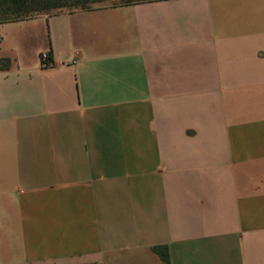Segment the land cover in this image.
Returning <instances> with one entry per match:
<instances>
[{
  "label": "crops",
  "instance_id": "obj_1",
  "mask_svg": "<svg viewBox=\"0 0 264 264\" xmlns=\"http://www.w3.org/2000/svg\"><path fill=\"white\" fill-rule=\"evenodd\" d=\"M124 1L0 22V264H264V0Z\"/></svg>",
  "mask_w": 264,
  "mask_h": 264
},
{
  "label": "trees",
  "instance_id": "obj_2",
  "mask_svg": "<svg viewBox=\"0 0 264 264\" xmlns=\"http://www.w3.org/2000/svg\"><path fill=\"white\" fill-rule=\"evenodd\" d=\"M101 0H0V22L24 19L40 13H51L53 9L72 7L77 9L91 8V4ZM134 0H125L130 3ZM10 64L8 58L0 57V69ZM153 250L160 255L166 264L170 263V254L166 245H156ZM94 264V263H83Z\"/></svg>",
  "mask_w": 264,
  "mask_h": 264
},
{
  "label": "rangeland",
  "instance_id": "obj_3",
  "mask_svg": "<svg viewBox=\"0 0 264 264\" xmlns=\"http://www.w3.org/2000/svg\"><path fill=\"white\" fill-rule=\"evenodd\" d=\"M105 3H106V0H101V1H98V2H95V3H92L90 6L91 7L101 6V5H104ZM74 10H77V8L75 9V8H72V7H64L62 9H53L50 12L54 13V12H60V11H74Z\"/></svg>",
  "mask_w": 264,
  "mask_h": 264
},
{
  "label": "built area",
  "instance_id": "obj_4",
  "mask_svg": "<svg viewBox=\"0 0 264 264\" xmlns=\"http://www.w3.org/2000/svg\"><path fill=\"white\" fill-rule=\"evenodd\" d=\"M41 60H42V65L44 66L52 65L50 54L47 51L41 53Z\"/></svg>",
  "mask_w": 264,
  "mask_h": 264
}]
</instances>
